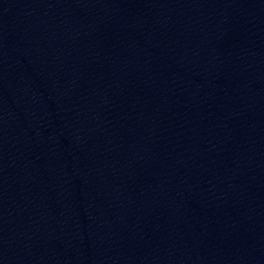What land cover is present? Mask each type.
<instances>
[{"label":"water","instance_id":"obj_1","mask_svg":"<svg viewBox=\"0 0 264 264\" xmlns=\"http://www.w3.org/2000/svg\"><path fill=\"white\" fill-rule=\"evenodd\" d=\"M0 264H264V0H0Z\"/></svg>","mask_w":264,"mask_h":264}]
</instances>
